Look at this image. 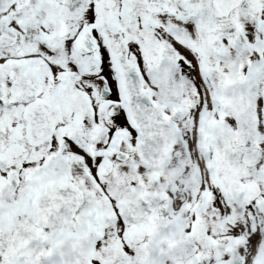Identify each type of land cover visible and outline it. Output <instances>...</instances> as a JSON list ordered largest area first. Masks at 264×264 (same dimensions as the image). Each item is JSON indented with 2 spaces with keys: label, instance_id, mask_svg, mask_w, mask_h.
Returning a JSON list of instances; mask_svg holds the SVG:
<instances>
[{
  "label": "snow or ice",
  "instance_id": "1",
  "mask_svg": "<svg viewBox=\"0 0 264 264\" xmlns=\"http://www.w3.org/2000/svg\"><path fill=\"white\" fill-rule=\"evenodd\" d=\"M0 264H264V0H0Z\"/></svg>",
  "mask_w": 264,
  "mask_h": 264
}]
</instances>
